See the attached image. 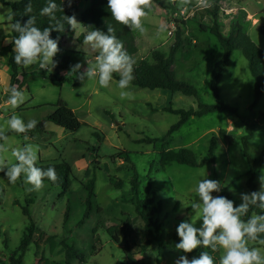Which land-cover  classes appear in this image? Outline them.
<instances>
[{
	"label": "rangeland",
	"instance_id": "obj_1",
	"mask_svg": "<svg viewBox=\"0 0 264 264\" xmlns=\"http://www.w3.org/2000/svg\"><path fill=\"white\" fill-rule=\"evenodd\" d=\"M161 1L166 9L153 2L143 18L147 29L145 34L131 30L139 50L134 58L135 65L143 60L151 61L154 50L168 54L177 28H180L184 46L177 54L174 70L179 79L196 87L197 98L165 90L141 89L133 84V80L124 90L130 96L121 98L119 80L114 78V75L120 77L118 73L113 74L107 88L100 87L98 77L81 81L78 73L72 72L73 66L81 64L80 71L83 72L88 67L87 61L95 63L99 50H94L84 40L65 39L71 63L60 78L67 77L71 81L51 80L55 68L51 71L40 69L38 63L30 66L25 69L28 75L25 87L17 89L23 92L24 102L13 107L9 103L11 68L8 41L5 39L11 32V20L8 19L11 8L0 4V127L5 129V134L11 133L7 142L0 143L7 148V152L0 153V158L10 166L17 163L13 150L32 145L37 149L36 165H41L40 161L52 164L66 162L73 172L70 192L63 195L61 189L52 187L48 182H43L39 191H30L32 185L26 183L24 174L13 184L4 172H0V253L6 259L19 248L29 225V217L23 214V208L28 207L36 226L54 236L44 254L52 264L64 260L65 250L61 243L65 239L74 240L76 248L84 254V262L78 259L73 264H175L181 255L191 260L199 254L191 255L175 249V244L180 242L176 229L182 221H193L197 228L202 224L198 213L190 206L199 200L195 194L198 181L203 178L219 181L221 191L212 195L227 197L235 206L241 204L242 193H249V164L242 154V138L252 134L249 151L254 158H259L264 151V93L254 105L255 80L242 51L232 53L230 64L220 81L221 96L235 113L193 117L169 139L161 140L180 118L164 112L165 108L197 110L200 104L217 105L211 80L215 66L224 53L219 40L210 32L213 17L207 14V7L198 6L197 0L184 7H177L168 0ZM90 2L79 0L75 14L79 23ZM208 3L211 5L209 0ZM249 14H254L257 20L253 21ZM219 23L221 31L227 36L232 29L241 30L264 51V35L261 33L264 0H226L222 4ZM161 26L165 30L158 34ZM202 26L208 31H203ZM80 29L79 24L75 39L80 37ZM132 75L134 79V70ZM60 101L65 102L84 123L79 131L63 130L50 122L27 133L8 129L6 122L12 115L22 118L25 124L35 120L38 127L55 112L54 106ZM213 138L217 143L213 153L214 163L201 168L177 163L166 168L161 166V154L166 150L187 148L199 160H205ZM229 138L233 140L231 145ZM147 139L159 141L152 144L142 142ZM119 150L130 154L128 165L119 159L112 160ZM129 165L134 166L139 174L140 197L144 198L145 190L150 187L156 203L160 204L161 212L157 218L164 235L162 248L159 243H154L146 253L141 252L135 258L126 254L123 237L117 244L109 233L110 228L122 227L128 222L134 233H143L132 202V173L123 170ZM262 173L264 167L256 176L259 190L258 178ZM91 180H95L94 205L85 219L87 185ZM120 182L124 185L122 188L117 186ZM68 208L70 212L66 220ZM249 247L259 248L264 253L263 245L249 242ZM215 255L220 258L222 249H218ZM40 258L41 255L37 256L32 246L23 264H39Z\"/></svg>",
	"mask_w": 264,
	"mask_h": 264
},
{
	"label": "trees",
	"instance_id": "obj_2",
	"mask_svg": "<svg viewBox=\"0 0 264 264\" xmlns=\"http://www.w3.org/2000/svg\"><path fill=\"white\" fill-rule=\"evenodd\" d=\"M79 0H72V6L68 7L66 0H64V11H58L56 13L57 18L66 16H73L78 12L77 2ZM211 5L207 7L206 12L208 15L213 17V26L210 28V32L214 34L220 42V45L223 49V56L221 60L216 64L212 80L211 87L212 91L216 97L217 105H203L200 104L198 109H189V110H175L172 107L165 108L163 111L167 113H172L178 115L179 121L173 125L168 131L167 135L161 140L166 141L174 133L178 132L183 128L191 118L197 117L202 118L210 114L215 113H225L230 112L232 114L235 111L224 102L221 96L220 90V81L222 76L225 73V70L228 68L232 53L236 50L243 52L245 58L249 62V67L254 77V105L261 99L264 93V51L258 47L252 39L241 30L232 29L229 36L221 31V25L219 23L220 11L222 9V4L226 0H209ZM0 2L11 8V14H13V19L10 24L12 25L16 20H19L21 23L25 22L29 17L24 14L25 6L29 3V0L21 1H6L0 0ZM58 5L63 3V0H54ZM154 3L158 4L162 9H166L161 0H153ZM48 0H31L32 4V13L36 17V26L43 30L46 27H49V19L46 16L40 15V10L46 6ZM108 0H91L89 8L84 11L80 16V25L84 28L85 32L81 34L78 38L79 42H82L85 39V36L88 32L93 29H99L101 31L107 32V26L111 25L115 30V35L117 38L123 42L124 49L127 53L133 58L138 54V47L135 40V37L132 31L119 23H117L111 16V12L108 9ZM185 24V23H179ZM203 31H208L204 26L201 27ZM261 33L264 35V27L261 29ZM18 33L12 29V33L9 35L11 42L8 46L9 51V64L11 68V89L15 87L16 89H22L26 85V80L28 75L25 73V68L17 65L14 60V40L18 37ZM76 35V29L73 30L70 25L66 22L64 24V30L62 32L52 31L51 38H58V46L60 52L54 57V60L57 62L55 68V75L51 76V80L59 82H69L71 81L67 77L60 78V74L65 73L71 63L70 52L65 48V39H73ZM184 46V40L182 38L181 29L177 28L175 41L172 44L168 54H165L159 50H154L151 52V61L143 60L139 65H133L134 70V79L133 84L141 89L149 90H165L171 93H179L188 97H198V92L196 87L192 84L179 79L176 76L174 65L176 62L177 54ZM99 53H96L95 57ZM22 78V80H21ZM114 78L119 80L120 77L114 75ZM55 112L48 116V118L40 123L38 127L30 131H35L37 129L43 128L46 122L54 124L56 127L70 132H77L84 125L74 111L63 101H60L57 105ZM11 133L5 134L7 137ZM252 134L242 138V154L247 159L249 164L248 171V180L247 187L249 193L253 191H259V186L256 182V176L259 173L260 169L264 167V151L261 153L259 158H254L249 151V140L251 139ZM229 144L233 143L232 138L228 139ZM4 140H0L2 143ZM159 139H147L142 142L149 144L158 142ZM217 143L215 138L212 139L210 143V151L205 160H199L197 155L187 148H182L179 150H166L161 154V166L166 168L173 163L180 165L189 166L192 168H201L207 164L215 162L214 150L216 149ZM122 160L127 165L130 163V154L126 151L119 150L116 155L112 157V160ZM41 165H36L39 168L46 170L49 167H54L57 173V181L52 182L48 178H44L43 182H48L52 187L61 189V195L69 193L71 188V182L73 178V172L71 166L62 162L59 164L46 163L40 161ZM125 170H128L132 173L131 186L134 194L132 202L135 205V211L138 219L141 222L143 233H134L132 225L124 223L122 227L116 226L109 229V233L117 244L121 243V237L125 242L124 250L126 254L131 258H135L136 255L146 253L148 249L154 244L159 243L160 248L164 243V235L162 231L161 224L157 216L161 212L160 204L156 203V197L152 193L150 187L145 190L144 198H141L140 187L141 181L139 174L134 166L129 165ZM118 188H122L123 183L117 184ZM95 189V180H91L87 185L88 190V199L86 201L87 211L84 215V218L87 219L89 216V211L92 210L94 205L93 199ZM70 209L66 213V220L69 218ZM23 214L29 217V225L24 233L23 239L21 240L19 248L14 251V253L6 259L3 254L0 253V264H23L25 255L29 252V249L34 246L35 254L41 255L39 264H52L48 259L44 257L46 246H50L54 239V236L48 235L46 232L42 231L39 227L36 226L35 222L30 216L28 207L23 208ZM262 215L264 210L256 206H251L247 215L243 216L242 219L247 221L252 215ZM83 224V222L81 223ZM261 238H264V234H261ZM251 242V241H250ZM259 246V242H251ZM61 245L65 250L64 260L56 262L55 264H73L75 260H80L84 262V254L82 251L76 248L74 240L65 239L62 241ZM264 246V245H263ZM201 252H208L214 259V264H220V258L218 255H215L210 248H205L203 246L193 250L190 254ZM19 254V256H17Z\"/></svg>",
	"mask_w": 264,
	"mask_h": 264
},
{
	"label": "clouds",
	"instance_id": "obj_3",
	"mask_svg": "<svg viewBox=\"0 0 264 264\" xmlns=\"http://www.w3.org/2000/svg\"><path fill=\"white\" fill-rule=\"evenodd\" d=\"M67 6H72V0H66ZM177 7H184L192 3V0H168ZM64 0L58 5L54 0H48L45 7L40 10L41 16L48 17L49 27L41 30L36 26V17L32 13L31 0L25 6L24 14L28 19L21 23L16 20L11 26L19 35L14 40V60L17 65L25 69L39 64L40 69L51 71L56 66L54 57L60 52L58 38H51V32H62L65 22L75 30L80 24L75 15L57 18L58 11H64ZM198 6L209 7L208 0H197ZM108 9L112 18L119 24L128 27L132 31L145 34L143 18L153 6V0H108ZM8 19H13L9 13ZM165 30L161 26L158 34ZM85 44L91 45L94 50H99L95 57V63L87 61L88 67L81 72V64L73 66L72 72L78 73V79L83 81L98 77L100 87L107 88L114 73H118L120 79L118 87L121 98L130 96L124 91L128 89L133 80V65L135 61L124 49L123 42L115 35L111 25L107 26V32L93 29L88 32L84 39ZM9 103L16 107L24 102L22 91L13 87ZM7 127L16 133H27L36 127L37 121L30 120L25 124L22 118L12 115L7 120ZM5 129L0 127V140L7 142ZM7 152L5 144H0V153ZM12 155L17 163H8L0 158V172H4L10 183H15L24 174L26 183L32 185L31 190L39 191L43 187L44 178L56 182L58 177L54 167L46 170L36 166L38 160L37 149L32 145L13 150ZM260 190L241 194V204L234 205L232 200L224 196H213V192L221 191V183L217 180L200 179L195 187V194L199 200H195L190 206L198 213L202 224L199 228L195 222L182 221L176 231L180 242L175 244L177 251L191 253L193 250L203 246L210 248L213 252L222 249L220 264H264V253L256 247H249V242H259L264 245V214L252 215L247 221L242 217L247 215L251 206L264 210V173L259 176ZM175 264H214L213 257L208 252H201L199 257L189 260L186 255H181Z\"/></svg>",
	"mask_w": 264,
	"mask_h": 264
},
{
	"label": "crops",
	"instance_id": "obj_4",
	"mask_svg": "<svg viewBox=\"0 0 264 264\" xmlns=\"http://www.w3.org/2000/svg\"><path fill=\"white\" fill-rule=\"evenodd\" d=\"M1 3H2V2H0V4H1ZM3 4H4V3H3ZM78 4H79V1L77 2V8H78ZM249 17L252 18L253 21H256V20H257V19L254 18V14H253V15H252V14H251V15L249 14ZM80 27H81L80 30L82 31V32L80 31V33L82 34L83 32H85V30H84V28H83L81 25H80ZM11 33H12V26H11V32H10V34H11ZM10 34L8 33V34L6 35V37H5V39L8 41V46H9V44H10V42H11V39L9 38V35H10ZM81 34H80V36H81ZM75 37H76V35H75ZM75 37H74L73 39H70V40H72V41H73V40H78V37H77L76 39H75ZM66 40H67V39H66ZM77 42H79V41H77ZM67 46H68V45H67V43H66V41H65V48H67ZM140 63H141V62H140Z\"/></svg>",
	"mask_w": 264,
	"mask_h": 264
}]
</instances>
